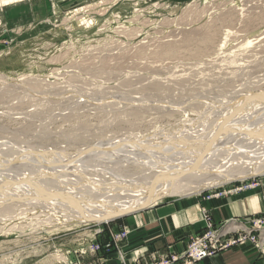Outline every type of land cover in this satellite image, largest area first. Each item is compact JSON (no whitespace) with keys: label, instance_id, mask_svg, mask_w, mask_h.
<instances>
[{"label":"rangeland","instance_id":"rangeland-1","mask_svg":"<svg viewBox=\"0 0 264 264\" xmlns=\"http://www.w3.org/2000/svg\"><path fill=\"white\" fill-rule=\"evenodd\" d=\"M263 96L264 0H0V147L14 157L0 165V197L43 185L75 190L85 206L140 197L157 160L200 148L239 109H261L250 120L263 125ZM90 151L98 157L74 161ZM49 153L56 162L72 158L51 172L37 163ZM73 161L77 167L67 169ZM262 181L264 170L151 205ZM24 203L10 201V212L0 213V264H46V256L50 264L52 241L86 244L83 255L94 243L93 253L109 251L129 234L97 238L126 214L68 223L62 208ZM263 211L221 224L211 217L212 226L235 238Z\"/></svg>","mask_w":264,"mask_h":264},{"label":"bare ground","instance_id":"bare-ground-1","mask_svg":"<svg viewBox=\"0 0 264 264\" xmlns=\"http://www.w3.org/2000/svg\"><path fill=\"white\" fill-rule=\"evenodd\" d=\"M14 1L15 0H3V4L11 3ZM262 98H264V96ZM262 112L263 111L261 109L257 108L256 111L252 113H248V115H245L239 109V112H237V114L239 115L236 116L233 115L234 119L232 117L227 119L226 121H223L224 123H222L218 128L216 127L217 129L214 128L215 132L212 129L213 133L209 135L206 142L200 148H192L191 150L186 151L184 155L177 154V156L174 155L173 157L169 158V160L168 158H166L167 160L165 161L161 160V162L157 160L156 161L157 164L155 163L156 164L155 166H157V168H153V170L156 171L157 169L158 171L154 172V174L146 181L145 194H142L140 197L138 196L137 198L135 197V198H128L127 200L116 201L113 204L104 203L102 202L103 200L96 201L95 199L92 200L90 199V201H93L91 203L94 205V206L90 205L91 206L90 207V206H85V204L82 203L80 198L82 196H80L75 190L74 193L71 192V190L68 191L69 192L68 193L66 192L67 190L64 191V189L57 188V190H54L52 189V187L43 188L44 186L43 185L42 187H40V189L38 188V191L36 192L32 190L31 193L29 191V193L25 195H19V196L17 195V197L11 194H10L11 196H9L8 194L9 196L8 197L6 196L7 194L6 195L3 194L6 197H0V204L3 203L2 206L3 205L6 206L3 207L0 206V213L3 212L5 213L8 210H9L8 212H10V210L12 209L13 205L7 206L6 203L9 204L10 201L19 202L21 200L22 202L24 201L26 204L36 203V204L45 205L46 207L50 206L53 208H62L64 210V215L69 214L68 217L65 216L67 217L66 222L68 223L73 221L74 222L76 221L85 222L92 220L101 221L122 215L123 213L126 212H131V211L133 212L135 209L141 207L144 204H147V206H149L154 202H158L160 199L167 196L199 191L203 188L215 184H219L221 183V181L224 180L242 178L245 176L247 177L248 175L260 172L264 170V152H263L264 124L256 125L252 127L254 124L252 123V120H250V118L256 117L262 114ZM108 145L109 146L112 145L113 148L118 147V145H114V144H108ZM126 148L129 149L128 147ZM249 148L254 149V151L252 149L249 150ZM105 149L106 148H99V150L97 151L102 152ZM2 150L4 149L0 147V165L2 163L4 164V162H11L13 157L6 155L8 152L4 153ZM85 151L87 152V150ZM81 152L84 151L82 150ZM99 152L93 151L91 153L90 151L89 152L90 154L81 156L75 159L74 161L80 163L81 161H84L86 158L97 156ZM49 155L52 156L53 154L49 153ZM71 155L72 154H69L64 158H61L57 162L55 161L53 156L48 158L46 155H42L39 156V158L37 159V163L39 166L45 167L44 170L47 169L48 171L51 172L57 171L56 165L62 162L65 163L66 160L68 161L69 159L72 158ZM59 157L60 156L56 158ZM50 159L53 160L55 163L50 162L49 161ZM161 159H163V157ZM74 161L70 164H67L68 165L67 169L77 167L76 166L77 162L74 163ZM31 165L37 166L35 162L34 164ZM85 165H87V162L85 163ZM36 169L38 170V168ZM43 183H45V181H43ZM9 189L11 188L9 187Z\"/></svg>","mask_w":264,"mask_h":264},{"label":"crops","instance_id":"crops-1","mask_svg":"<svg viewBox=\"0 0 264 264\" xmlns=\"http://www.w3.org/2000/svg\"><path fill=\"white\" fill-rule=\"evenodd\" d=\"M214 192L218 195L211 198L206 197L207 193L171 198L111 221L97 235L99 241H108L123 228L129 234L109 251L83 255L78 251L86 244L76 242L77 246H66L52 241L57 256L54 253L50 264H145L161 254L184 250L191 237L205 225L203 209L210 211L216 224L231 217L255 216L264 209L263 181L257 188L236 190L221 186ZM194 264H264V253H259L251 243L236 244Z\"/></svg>","mask_w":264,"mask_h":264},{"label":"built area","instance_id":"built-area-1","mask_svg":"<svg viewBox=\"0 0 264 264\" xmlns=\"http://www.w3.org/2000/svg\"><path fill=\"white\" fill-rule=\"evenodd\" d=\"M237 189H241V187ZM203 213L205 227L191 237L184 250L161 254L145 264H194L196 261L210 257L221 250L242 243L245 239L251 244H259L260 240H264V211L253 219L251 226L245 225L243 232L246 233L244 235L237 233L235 238L228 237L226 235L228 231H221V228L213 229L210 212L203 209ZM128 233L129 230L124 228L121 233L114 235V239L120 240L126 237ZM89 249L91 252H95L100 249V245L99 243L91 244Z\"/></svg>","mask_w":264,"mask_h":264},{"label":"water","instance_id":"water-1","mask_svg":"<svg viewBox=\"0 0 264 264\" xmlns=\"http://www.w3.org/2000/svg\"><path fill=\"white\" fill-rule=\"evenodd\" d=\"M118 145H119V144H118ZM146 207H147V204H144V205H142L141 207H139V208H137V209H135V210H136V211H137V210H142V209H144V208H146ZM135 210H134V211H135ZM134 211H133V212H134ZM131 212H132V211H131ZM131 212H126V213H123L122 215H124V214H128V213H131Z\"/></svg>","mask_w":264,"mask_h":264}]
</instances>
